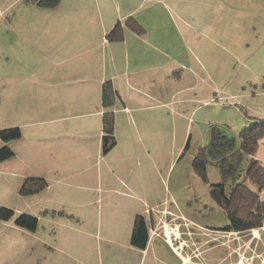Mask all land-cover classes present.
I'll list each match as a JSON object with an SVG mask.
<instances>
[{"label": "crops", "instance_id": "crops-1", "mask_svg": "<svg viewBox=\"0 0 264 264\" xmlns=\"http://www.w3.org/2000/svg\"><path fill=\"white\" fill-rule=\"evenodd\" d=\"M0 4L4 29L20 40L16 47V37H9L13 47L3 52L7 72L3 79L11 77V65L20 72L19 102L30 108L20 127L8 125L18 126L20 136L0 141V146L12 149V155L3 159H11L7 180L12 186H22L28 178L36 180V187L38 179L44 183L27 193L20 186L24 205H11L15 214L36 216L35 229L18 226L13 217L1 219L8 233L0 243V264H96L92 244L98 240L125 248L105 264H219L221 260L211 262L207 255L211 246L204 244L218 238L228 244L234 233L230 238V232L219 231L228 235L223 240L217 231H201L195 234L198 255L193 250L183 253L186 240L180 222L166 219V207L144 198L151 192L148 181L133 174L137 157L150 156L151 136L166 129L155 127L154 119H164L170 105L180 104L182 98L175 97L187 88L191 65L180 56L189 51L187 37L169 2L60 0L46 7L0 0ZM117 23L119 29L109 37ZM107 82L114 91L111 106L102 100ZM107 111L112 112L115 142L103 151L102 120ZM148 117L154 118L152 122ZM101 195L123 197L124 209L94 212L91 205ZM125 197L137 201L125 205ZM146 211L148 237L140 247L131 242V232L135 216ZM151 227H157V233L149 231ZM234 247L228 255L235 254ZM166 249L175 262L168 261Z\"/></svg>", "mask_w": 264, "mask_h": 264}, {"label": "rangeland", "instance_id": "rangeland-1", "mask_svg": "<svg viewBox=\"0 0 264 264\" xmlns=\"http://www.w3.org/2000/svg\"><path fill=\"white\" fill-rule=\"evenodd\" d=\"M167 1L187 37L189 51L180 55L186 64L191 65L186 74L187 88L176 95L175 98H182L181 102L170 105L171 112L163 114L164 119L148 117L151 122L154 119L155 127L163 125L166 129L151 136L148 143L150 156L141 153L137 157L133 162V174L137 179L148 181L151 192L144 198L159 208L166 207V219L181 223L182 237L186 238L188 245L191 240L197 242L196 237L199 236L195 234L201 231L208 234L217 231L225 240L228 235L219 232V228L227 223L226 212L211 194V184L217 182L220 175L215 161L206 153V146L213 126L224 127L235 137L238 146L239 132L250 127L255 118L264 117V0ZM9 37H16L14 45L17 47L19 37L16 33H8L0 21V127L19 125L30 112L27 103L19 102L20 72L11 65V77L3 79L7 74L3 71V52L13 47ZM156 111L147 110L146 113ZM131 126L135 127L133 121ZM202 154L208 159L206 178L194 166L195 157ZM255 156L264 165V133L257 144ZM9 161L11 159L0 161V205L21 208L24 205L19 194L21 185L12 186L7 180L10 177L6 172L10 169L7 165ZM137 192L140 194L141 190L137 189ZM259 197L264 200V188ZM129 200L137 201L136 198L125 197L124 204H129ZM91 208L102 214L103 210L124 209L123 197L120 200L115 195L108 198L101 195ZM152 213H155L154 210ZM141 215L149 219L150 213L146 211ZM4 223L0 219V243L8 233L3 228ZM120 223L124 224L125 219H121ZM255 229L258 235L254 234V228L236 232L235 240L228 244H221L222 238L204 244V247L211 246L207 251L211 262L221 260L219 264H228L235 259L234 264H264V224ZM149 231L154 229L151 227ZM229 235L231 238L232 234ZM233 245L235 254L228 255ZM124 250V247L105 240L93 241L92 244L96 264L100 260L105 264L108 257ZM186 250L189 248L185 247L182 252ZM166 251L168 261L175 262L172 254ZM194 251L198 255V249ZM223 256L224 259H221Z\"/></svg>", "mask_w": 264, "mask_h": 264}, {"label": "trees", "instance_id": "trees-1", "mask_svg": "<svg viewBox=\"0 0 264 264\" xmlns=\"http://www.w3.org/2000/svg\"><path fill=\"white\" fill-rule=\"evenodd\" d=\"M31 1L41 6L52 7L60 0H24ZM119 29L117 23L108 33ZM114 91L107 82L102 90V100L105 106H111ZM253 124L239 132L240 143L237 146L235 137L229 134L224 127L213 126L210 140L206 146V153L215 161L220 178L211 184V194L225 209L227 223L219 229L245 232L252 228H258L264 224V200L260 199L259 192L264 188V165L255 156L259 139L264 133V117H257ZM102 135V150L107 151L114 144L113 116L111 111L104 114ZM20 136L18 126L0 128V141L6 142ZM12 155V149L7 144L0 146V160ZM207 157L197 156L194 159L196 170L205 177V165ZM35 179H25L20 191L31 192L43 186L38 179L36 187ZM14 218V223L26 229L33 230L37 226V217L26 213L15 214L12 208L0 205V219ZM147 223L143 215H136L133 221L131 242L134 245L144 247L147 241Z\"/></svg>", "mask_w": 264, "mask_h": 264}, {"label": "flooded vegetation", "instance_id": "flooded-vegetation-1", "mask_svg": "<svg viewBox=\"0 0 264 264\" xmlns=\"http://www.w3.org/2000/svg\"><path fill=\"white\" fill-rule=\"evenodd\" d=\"M180 226H181V223H180ZM154 229L156 230L157 227H155ZM220 231H224L225 233L230 232L231 234L234 233V234H233V235H234L233 240H235V238H236L235 233H236L237 231H234V230H225V229H220ZM198 234H199V233H197L196 235H198ZM187 238H188V237H187ZM184 240H186V239L184 238ZM189 243H190V245H188L187 243H184V244H183L184 247L189 248L188 251H190V250H193V251H194V249H197V247H194V245H195V241H192V240H191V242H189ZM194 253H196V252H194ZM196 255H197V254H195V256H196Z\"/></svg>", "mask_w": 264, "mask_h": 264}, {"label": "bare ground", "instance_id": "bare-ground-1", "mask_svg": "<svg viewBox=\"0 0 264 264\" xmlns=\"http://www.w3.org/2000/svg\"><path fill=\"white\" fill-rule=\"evenodd\" d=\"M254 234L258 235V230L257 229H254Z\"/></svg>", "mask_w": 264, "mask_h": 264}, {"label": "built area", "instance_id": "built-area-1", "mask_svg": "<svg viewBox=\"0 0 264 264\" xmlns=\"http://www.w3.org/2000/svg\"><path fill=\"white\" fill-rule=\"evenodd\" d=\"M155 231H156V230L154 229V231H153V232L155 233ZM263 262H264V258H263Z\"/></svg>", "mask_w": 264, "mask_h": 264}]
</instances>
